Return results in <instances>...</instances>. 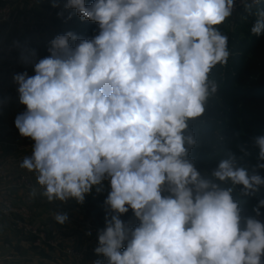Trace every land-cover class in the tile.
Instances as JSON below:
<instances>
[{"label": "clouds", "instance_id": "obj_1", "mask_svg": "<svg viewBox=\"0 0 264 264\" xmlns=\"http://www.w3.org/2000/svg\"><path fill=\"white\" fill-rule=\"evenodd\" d=\"M238 2L258 9L251 32L264 34L262 0H64L58 16L94 22L97 34L57 35L43 58L13 42L34 72L13 74L25 106L14 126L34 141L20 167L49 202L83 204L109 182L94 249L103 259L92 264H264V199L244 215L233 196L235 186L243 196L264 187V135L251 169L228 152L202 172L191 156V123L217 98L212 72L230 57L217 26ZM129 211L134 225L122 219Z\"/></svg>", "mask_w": 264, "mask_h": 264}, {"label": "rangeland", "instance_id": "obj_2", "mask_svg": "<svg viewBox=\"0 0 264 264\" xmlns=\"http://www.w3.org/2000/svg\"><path fill=\"white\" fill-rule=\"evenodd\" d=\"M87 2H90V0H87ZM63 3L64 0H61L60 7H53L52 0H0V9L9 6L12 11L10 21L2 22L0 20V22L10 23L15 18V14L32 15L35 22L31 24V34L36 38L33 37L35 40L32 39L30 47L36 50L37 58H43L49 54L47 51L49 43L57 35L72 31L88 38L93 32V28L85 23L86 20H81L75 14H73L71 20L66 19L68 16L67 11H64L63 17L58 16V13L63 10ZM257 10V8H253L252 13L255 14ZM245 13L248 12L238 2L233 15L224 24L219 25L221 32L228 36L229 41L239 29L246 34L252 33L249 19L245 20L243 18ZM12 50H16L14 64L16 67L12 71H7L5 67L8 63L3 58H6V55ZM25 70L29 75L34 74L30 64L26 65L20 61L19 51L15 47L7 52L0 53V71L4 74L3 80L0 81V106L8 107L12 118L10 128L0 133V166H3L6 169L5 171L11 175H25L31 179L35 195H33V192L24 194L30 200L29 206H27L32 213L33 222L43 231H48L51 242L53 244L57 243L58 246L57 249L50 247L39 250L35 246V239L18 234H14L13 237L20 242L27 243V250L38 259L37 262H28V264H92L96 259H103L94 253V249L98 245V232L105 227L103 201L110 191L109 182L107 180L103 182V190L100 193H97L94 188L92 194L86 195L83 204L77 203L74 199H69L66 202H49L42 195L43 189L38 186L35 174L20 167L23 158L31 154L34 141L30 138L21 137L14 126L15 117L25 110V106L18 102V93L14 97H7L1 88L5 82H13V74ZM3 153H5L4 156H8L6 158L2 157ZM255 205H252L247 215H254L252 209ZM260 211L262 215L258 219L264 221V208H261ZM57 214H67L68 219L64 224H59L55 220ZM122 219L131 222L133 225L137 223L131 211L125 214ZM89 232L91 235L87 234ZM2 248L5 249V247L0 246V264L13 263L11 259L7 260L11 255L10 251H2ZM19 252L21 253V251L17 252L18 255Z\"/></svg>", "mask_w": 264, "mask_h": 264}, {"label": "trees", "instance_id": "obj_3", "mask_svg": "<svg viewBox=\"0 0 264 264\" xmlns=\"http://www.w3.org/2000/svg\"><path fill=\"white\" fill-rule=\"evenodd\" d=\"M260 7H264V1ZM243 18L249 19L253 27L257 15L245 13ZM85 23L93 28L88 34L92 38L97 34L98 25L87 20ZM229 48L228 63L217 65L212 72L220 85L217 98L209 101L203 118L191 123L200 141L191 156L202 172L215 168L228 152L235 153L251 169L258 162L259 151L253 139L264 135V34H246L239 29L230 39ZM259 173L264 177V169ZM233 196L241 202L247 215L253 204L264 199V187L254 196H243L241 186H235Z\"/></svg>", "mask_w": 264, "mask_h": 264}, {"label": "built area", "instance_id": "obj_4", "mask_svg": "<svg viewBox=\"0 0 264 264\" xmlns=\"http://www.w3.org/2000/svg\"><path fill=\"white\" fill-rule=\"evenodd\" d=\"M12 11L9 6L0 9V20L2 22L10 21ZM15 52L12 50L3 59L8 63L5 67L7 71H12L16 67ZM1 90L7 97H14L17 94V86L14 82H5ZM1 97V96H0ZM0 218L8 223V227L13 234L35 239V246L39 250L48 249L50 247L57 249V243L51 242V237L48 231H43L37 226L32 219V213L27 205L18 203L4 193L6 191H22L30 193L34 190V185L31 179L25 175H11L7 173L3 166H0ZM59 252V251H58Z\"/></svg>", "mask_w": 264, "mask_h": 264}, {"label": "crops", "instance_id": "obj_5", "mask_svg": "<svg viewBox=\"0 0 264 264\" xmlns=\"http://www.w3.org/2000/svg\"><path fill=\"white\" fill-rule=\"evenodd\" d=\"M5 1V0H4ZM13 1V0H10ZM35 20L32 18V15H17L15 14V18L10 23H1L0 22V53L7 52L14 46V41L19 40L21 44H25L30 46L31 41L35 36H33L32 33V25ZM35 40V39H33ZM4 74L0 71V81L3 80ZM4 103V102H3ZM4 105L0 106V133L7 131L10 127V122L12 120L11 114L8 111V107H3ZM1 150V148H0ZM5 153H3L2 157ZM6 170V169H5ZM1 187V184H0ZM11 199L16 200L18 203L28 205L30 200H28V197L24 192L22 191H6L4 193ZM14 234L11 233L8 223L0 218V246L5 247L2 251L9 250L11 255L7 258L11 259L13 263L10 264H21L25 263L28 264V262H37L38 259L35 258L33 253L29 252L27 250V243L20 242L17 239H15ZM17 240V241H16ZM18 251L19 255L17 254ZM16 253V254H15ZM22 259V260H21ZM6 260V259H4Z\"/></svg>", "mask_w": 264, "mask_h": 264}]
</instances>
